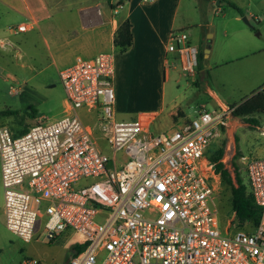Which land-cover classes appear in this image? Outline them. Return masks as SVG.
<instances>
[{
  "label": "built area",
  "instance_id": "built-area-1",
  "mask_svg": "<svg viewBox=\"0 0 264 264\" xmlns=\"http://www.w3.org/2000/svg\"><path fill=\"white\" fill-rule=\"evenodd\" d=\"M29 28L22 22L11 29ZM167 49L195 75L198 48L183 30L170 31ZM113 76L112 53L77 55L59 70L62 116L38 117L18 135L0 126L7 229L30 241L37 218H44L47 239L70 228L85 243L64 261L25 256L20 264H264V155L246 163L260 207L254 227H238L233 210L223 223L212 202L220 174L206 150L233 107L200 106L193 117L154 133L152 112L116 118ZM80 109L94 112L92 122L81 119Z\"/></svg>",
  "mask_w": 264,
  "mask_h": 264
},
{
  "label": "rangeland",
  "instance_id": "rangeland-1",
  "mask_svg": "<svg viewBox=\"0 0 264 264\" xmlns=\"http://www.w3.org/2000/svg\"><path fill=\"white\" fill-rule=\"evenodd\" d=\"M229 1L234 2L236 8L228 4L219 5L220 8L216 11L209 6L207 0L180 1L179 22L189 24L184 31L189 34L193 43H197L202 37V45L206 40L211 49V56L206 60L208 66H201L204 72L200 71L199 74L204 73L205 78L198 76L199 84L195 82L194 76L180 67L178 61L176 68L170 70L164 92L160 88L152 95L144 85L136 82L145 79L141 67L150 66V62L128 59V53H120L117 48L115 51L104 50L113 54L114 96L119 109L117 119L130 118L124 112L120 113L123 110L137 113L142 109H153L150 98L156 105H163L164 114L182 109L191 118L201 104L213 109L220 107L222 103L240 102L255 90L264 87V54L254 53L255 50L264 48V0ZM243 17H246L247 22ZM210 32H214V36ZM6 34L12 44L0 48V126L8 127L12 132L25 125L32 126L38 117L46 120L59 118L63 114L65 95L58 71L43 56L33 60L31 54L35 49L27 45L25 33ZM197 68L195 75L200 69L198 66ZM162 80L160 77L159 81ZM35 101L38 105L35 106V116L32 117L26 114V109ZM4 110H14L16 113H4ZM176 116L178 117V112ZM255 116L261 123L249 125L245 129L237 128L236 145L232 138L229 141L225 131L208 145V151L212 152L224 143L222 160L234 183L236 178L233 162H237L239 176L248 185L246 163L261 156V149L264 148V135L261 133L264 130V112ZM171 119L173 120L172 116ZM97 140L103 151L111 156L112 151L106 142L100 138ZM237 147L241 155L237 154ZM115 155L120 160L123 154L117 152ZM108 165H111V161ZM228 196L229 191L220 178L215 183L212 202L223 223L232 214ZM3 200L0 179V264H20L25 256L49 263L64 261L72 255L73 246L84 241L81 234L70 228L52 240L47 239L44 218H37L33 238L30 241L23 240L5 226Z\"/></svg>",
  "mask_w": 264,
  "mask_h": 264
},
{
  "label": "crops",
  "instance_id": "crops-1",
  "mask_svg": "<svg viewBox=\"0 0 264 264\" xmlns=\"http://www.w3.org/2000/svg\"><path fill=\"white\" fill-rule=\"evenodd\" d=\"M180 1L0 0V48L12 44L8 40L9 38L6 33H19L11 29L12 27L22 22H30V28L20 32L26 34L27 45L35 49L31 54L33 60L42 58V56L45 57L54 65L59 74V70L70 65L77 55L91 57L99 52H104V50L115 51L116 47L113 44L114 32L119 23L123 19L128 18L132 24L133 41L125 51L119 52H127V58L131 60L136 59L138 62H150V66L141 67L145 79L141 81L137 80L136 82L138 85H144L148 92L153 95L160 88L164 92L170 70L175 69L179 61L178 53L176 51H169L167 43L171 30L184 31L185 27L189 25L185 22H179L178 10ZM228 1L220 0L219 3H216V0H207V3L216 11L219 10V5H226ZM214 5H217V7H214ZM121 9H124V11H121ZM185 33L189 41L196 45L198 49L202 48L203 52L208 42L205 40L203 46L201 37L197 40V43H193L189 34ZM210 33L211 36L215 34L214 32ZM254 53L264 54V48L257 49ZM210 56L211 49H209L207 57L203 56V67L208 66L206 60ZM200 71L204 72L202 67L194 75L197 84H199L198 76H201V79L205 78L204 73L199 74ZM160 77H162V81H159ZM262 88L264 87L259 89ZM150 102L154 105L153 109H142L137 113L123 110L120 113L124 112L125 116L130 117L129 119L135 118L141 112L154 113L155 117L150 124V128L154 133L168 129L183 119L188 118L182 109L169 111L167 114H164L163 105H156L152 98H150ZM32 105L36 109L35 106L38 105V102L35 101ZM224 105L228 104L222 103L220 106ZM200 106L206 105L201 104ZM118 110L115 98V116ZM176 112H178V117L176 116ZM78 113L84 122H92L94 112L80 109ZM241 127L243 129L248 128L249 124L239 117L233 115L229 117L224 131L229 141L232 138L234 145L237 143L236 130ZM261 133L264 135V130ZM239 155L241 154L239 153ZM260 155H264V148L261 149Z\"/></svg>",
  "mask_w": 264,
  "mask_h": 264
},
{
  "label": "trees",
  "instance_id": "trees-1",
  "mask_svg": "<svg viewBox=\"0 0 264 264\" xmlns=\"http://www.w3.org/2000/svg\"><path fill=\"white\" fill-rule=\"evenodd\" d=\"M228 5L236 8L232 2H227ZM132 24L128 18L123 19L114 32L113 44L120 51H125L133 41V34L131 30ZM204 60L202 48L198 49V66H202ZM233 107L232 115L239 117L249 125H258L261 123L260 119L255 116L257 113L264 112V88L256 90L254 94L247 97L240 102L228 104ZM4 113L13 114L14 110H4ZM36 109L32 104H29L26 109V114L35 116ZM30 126L25 125L22 128L13 130V135L22 134L29 129ZM224 132V129H223ZM239 152V151H238ZM224 154V143L220 144L212 152L207 150V156L211 162L214 163L215 171L220 174L222 184L229 191L228 204L237 215L238 227L250 229L254 227L260 216V207L254 201L253 195L249 186L245 184L239 176L238 164L233 162L235 169L236 183L230 175L229 170L225 167L222 161ZM239 154V153H237ZM237 158V157H235ZM85 246V243L75 244L73 246L74 252H80Z\"/></svg>",
  "mask_w": 264,
  "mask_h": 264
},
{
  "label": "water",
  "instance_id": "water-1",
  "mask_svg": "<svg viewBox=\"0 0 264 264\" xmlns=\"http://www.w3.org/2000/svg\"><path fill=\"white\" fill-rule=\"evenodd\" d=\"M219 2H220V0H216V3H219ZM243 19L247 22L246 17H243ZM208 45H209V44L207 43V44H206V47H205L204 50H203V56H204V57H207L206 54H208V51H209V47H208ZM254 92H255V91H254ZM252 94H254V93H252ZM252 94H251V95H252ZM251 95H250V96H251Z\"/></svg>",
  "mask_w": 264,
  "mask_h": 264
}]
</instances>
